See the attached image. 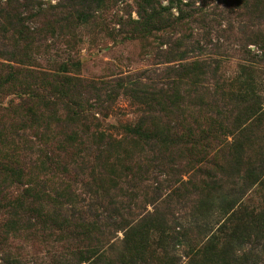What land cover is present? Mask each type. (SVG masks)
I'll list each match as a JSON object with an SVG mask.
<instances>
[{"label":"trees","instance_id":"trees-1","mask_svg":"<svg viewBox=\"0 0 264 264\" xmlns=\"http://www.w3.org/2000/svg\"><path fill=\"white\" fill-rule=\"evenodd\" d=\"M120 1L0 0V248L8 237L29 229L33 238H52L56 246L51 260L42 264H144L152 232L163 233L161 242L168 240L171 201L194 215L204 201L211 204L225 193L220 209L226 219L209 232L189 264H258L264 256V210L246 207L243 197L254 185L264 190L260 95L231 90L222 98L228 103L225 113L218 105L213 115L200 105L201 113L195 112V102L187 98L197 96L204 103L209 62H187L180 40L165 54L166 63H177L163 77L147 71L96 82L82 77L78 65L72 70L33 65L43 42L66 38L70 45L68 37L77 30L101 28L104 14ZM134 2L138 20H119L132 35L165 33L184 18L182 0H170L168 7L160 0ZM233 2L245 19H264V0ZM169 39H161V45ZM252 43L264 51L261 33ZM247 52L246 61L264 65V52L255 58ZM121 93L142 106L135 123L124 125V136L103 130L97 117L109 116ZM11 96L16 99L5 104ZM237 101L244 107L236 111ZM206 114L213 126L220 123L223 134L233 137L231 142L217 148L211 128H197L196 119ZM148 180L151 191L144 198L153 211L145 207L134 214L131 202L123 201L133 199L136 189H147ZM189 229L179 225L170 232L172 238L192 241L203 235L202 227L195 228L198 233ZM119 231H124V246L116 253L108 243ZM250 237L262 242V249L237 256L236 241ZM7 253L0 264H23Z\"/></svg>","mask_w":264,"mask_h":264},{"label":"rangeland","instance_id":"rangeland-1","mask_svg":"<svg viewBox=\"0 0 264 264\" xmlns=\"http://www.w3.org/2000/svg\"><path fill=\"white\" fill-rule=\"evenodd\" d=\"M44 1H52L55 4L58 0ZM160 1L164 6L170 5V0ZM182 2L186 5L183 6L184 18L182 20L172 23L171 28L165 33L155 32L140 37L138 34L132 35L130 27L120 25V19L122 22H126L130 17L134 20L139 18L134 0H122L111 12L104 14L103 25L102 23L98 25L101 28L93 31L91 29L77 30L74 36L68 37V41H71L70 45L66 44V38L43 42L39 51L35 53L32 60L33 65L49 70H60L65 67L72 70L73 65H78L82 77L96 82L147 71L148 76L157 77L160 74V77H163V73L167 72L165 70L177 63H166L167 55L165 54L171 50L172 45L174 47V42L180 40L183 45L179 50L188 52L190 57L187 62L203 59H207L209 62L206 66L209 73H206L202 83V87L205 89L201 92L204 103H201V100L196 101L197 96L196 98L190 96L187 98L189 102H195L196 106L193 107L195 112H200V105L205 108L208 114L213 115V113L216 114L213 112V107L218 105L220 106L219 110L225 113L228 103H225L222 98H225L227 95L224 94L231 90L235 93H239V91L251 92L264 99V65L246 61L247 51L251 53L249 58H255L257 55L262 56V52H264L259 44L252 43L258 34L261 33L264 36V19L259 22L252 16H248V20L245 19L233 0H182ZM173 13L176 19L180 16L176 10ZM168 38H170L168 44L162 46L161 39ZM105 94L107 95L108 91L103 92V98ZM14 98L16 99L15 96L9 97L5 104ZM234 107L237 111L244 105L237 101ZM262 109L264 110V103ZM141 110V105L121 93L116 97V101L108 113L109 116L98 114L97 117L102 123L103 130L124 136L122 135L124 134V125L135 123ZM208 114L204 118L196 119L197 128L199 130L202 127L203 130L206 127V130L211 128L215 136L212 139L213 144L217 148L224 145L227 140L231 142L233 137L223 134V130L219 129L220 123H215L213 126L207 120ZM221 120L219 119V121ZM206 122L208 123L206 124ZM259 132L258 134L261 136V133L264 134V126H261ZM262 146L264 148V139ZM188 178L186 176L184 180H188ZM150 185L151 182L148 180L143 185L147 189H136L133 199L129 200L128 197L123 199L126 205L131 202L134 214L145 209L144 197L150 194ZM81 193H83L81 189L78 190L77 194ZM194 199L198 200L195 197ZM226 199L227 196L222 193L211 204L209 201H204L206 203L199 205L201 206L199 214L194 213V215L190 209H183L176 201H171L172 215L169 216L168 229L165 234L168 240L161 242L163 233L152 232L149 237L148 257L144 264H171L173 261V264H189L190 261L194 263L195 255L207 243L209 232H215L226 219L220 209ZM243 203L248 208L264 210V190L254 185L243 197ZM153 208L150 205L146 207L151 212ZM163 210L168 212L165 205H163ZM2 213L0 210V216ZM1 225L2 222H0ZM179 225L185 229L190 228L189 230L192 229L195 233H198L196 227H202L203 235L196 241L190 239L188 241L176 236L172 238L171 228ZM31 231L27 229L23 231L22 235L18 236L17 234L15 238L8 237V241H5L0 248V259L10 252L7 255L12 254V256L21 258L23 264H42L51 260L50 258L54 254L52 249L56 247L52 242L53 239L49 237L33 238L30 235ZM250 238L251 241H236L237 256H242L251 249H255V252L262 249V242L258 244L254 242V237ZM123 240L124 231H119L108 244L115 245L114 250L118 253L123 250ZM62 250L63 248L55 255L61 254ZM258 264H264V256L261 262L258 261Z\"/></svg>","mask_w":264,"mask_h":264}]
</instances>
